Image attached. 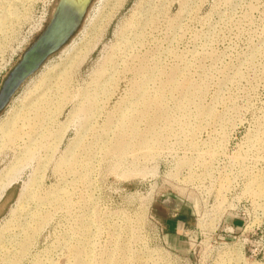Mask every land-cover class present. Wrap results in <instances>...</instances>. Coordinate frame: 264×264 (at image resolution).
Masks as SVG:
<instances>
[{
  "label": "rangeland",
  "instance_id": "1",
  "mask_svg": "<svg viewBox=\"0 0 264 264\" xmlns=\"http://www.w3.org/2000/svg\"><path fill=\"white\" fill-rule=\"evenodd\" d=\"M0 264H264V0H92L0 112Z\"/></svg>",
  "mask_w": 264,
  "mask_h": 264
},
{
  "label": "water",
  "instance_id": "2",
  "mask_svg": "<svg viewBox=\"0 0 264 264\" xmlns=\"http://www.w3.org/2000/svg\"><path fill=\"white\" fill-rule=\"evenodd\" d=\"M92 0H58L51 18L37 39L10 71L0 90V112L4 111L21 86L80 28Z\"/></svg>",
  "mask_w": 264,
  "mask_h": 264
}]
</instances>
